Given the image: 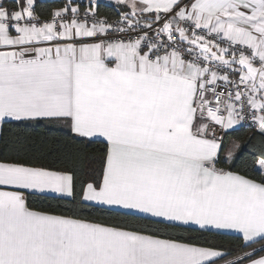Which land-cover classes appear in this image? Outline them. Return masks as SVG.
Wrapping results in <instances>:
<instances>
[{"label": "snow or ice", "instance_id": "1", "mask_svg": "<svg viewBox=\"0 0 264 264\" xmlns=\"http://www.w3.org/2000/svg\"><path fill=\"white\" fill-rule=\"evenodd\" d=\"M38 4L0 0V264H264V0ZM35 126L74 153H38ZM115 209L151 223L92 215Z\"/></svg>", "mask_w": 264, "mask_h": 264}, {"label": "trees", "instance_id": "2", "mask_svg": "<svg viewBox=\"0 0 264 264\" xmlns=\"http://www.w3.org/2000/svg\"><path fill=\"white\" fill-rule=\"evenodd\" d=\"M58 0H39L38 7L40 9H46L48 7H54ZM83 4H87V0H82ZM118 11V5L116 3H106L100 2L99 13L101 16H111L115 18ZM9 126H5L8 129ZM13 131L16 129L13 128ZM9 133L6 131L5 136ZM25 135L31 137L32 147L38 153H44L48 158H60L64 159L65 156H70L75 151V146L71 143L68 133L66 130H60L52 126H35L34 128L28 129ZM251 135V130L246 128H239L237 131L233 132L230 139L240 138L241 140L247 139ZM0 148H3V144L0 143ZM102 144H93L89 147L88 151L92 155H99L100 150H102ZM49 196L47 199H37L34 202V206L40 208H48L49 206L55 207L58 203H63L55 198ZM86 215L88 213H85ZM92 215L98 219L112 221H128L136 222L140 224H150L151 220L138 219L135 214L121 212L117 210L111 211H92ZM163 227V226H161ZM185 238H198L200 240H207L209 242L215 243L220 246V250L228 252L229 250H235L239 247L241 243L240 237L237 234L217 232L211 230H200L194 227H186L177 230ZM253 247L259 249L260 245H253ZM246 251H251V249H246ZM235 255H240L239 252L234 253Z\"/></svg>", "mask_w": 264, "mask_h": 264}, {"label": "crops", "instance_id": "3", "mask_svg": "<svg viewBox=\"0 0 264 264\" xmlns=\"http://www.w3.org/2000/svg\"><path fill=\"white\" fill-rule=\"evenodd\" d=\"M100 2H106V3H116V0H100ZM49 196H52V194H49ZM117 211H121V212H126V213H131L128 210H124V209H115ZM133 214V213H131ZM188 227H194V228H198L197 226L193 225V226H188ZM211 231H217V232H224V233H232V234H237L238 233L234 232L233 230H215L212 229Z\"/></svg>", "mask_w": 264, "mask_h": 264}, {"label": "built area", "instance_id": "4", "mask_svg": "<svg viewBox=\"0 0 264 264\" xmlns=\"http://www.w3.org/2000/svg\"><path fill=\"white\" fill-rule=\"evenodd\" d=\"M240 128H246V129H249L248 127H240Z\"/></svg>", "mask_w": 264, "mask_h": 264}]
</instances>
